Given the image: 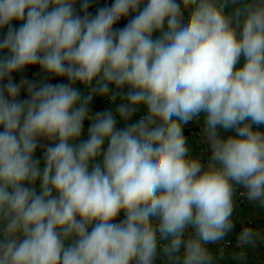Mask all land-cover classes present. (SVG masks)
Wrapping results in <instances>:
<instances>
[{"label": "clouds", "instance_id": "9594fccd", "mask_svg": "<svg viewBox=\"0 0 264 264\" xmlns=\"http://www.w3.org/2000/svg\"><path fill=\"white\" fill-rule=\"evenodd\" d=\"M76 2L0 0V264H219L237 197L264 209V0ZM29 66L67 83H15Z\"/></svg>", "mask_w": 264, "mask_h": 264}, {"label": "crops", "instance_id": "0c3cea01", "mask_svg": "<svg viewBox=\"0 0 264 264\" xmlns=\"http://www.w3.org/2000/svg\"><path fill=\"white\" fill-rule=\"evenodd\" d=\"M79 1L80 0H77L75 5L78 12H80V5H81V2ZM103 1L104 0H90V6L88 8V12L91 13L92 15H95L97 9L103 7L104 4ZM110 3L112 5L114 3V0H110ZM82 14L83 13H81V15ZM132 15L134 14H130L128 18H121V20L118 21L117 24L114 25V27L123 28L128 22V20L132 18ZM186 15L187 13H185V16ZM12 23L15 27H19L20 22L13 21ZM6 32H7V28L0 29V39L3 38ZM6 54L7 53H0V55H6ZM39 69H40L39 66H29L22 71L12 73V79L17 84H20L21 81H30L36 83L37 85L45 81L53 83L52 80H50V78L47 79L41 78L39 81H34L40 74L44 73L42 69L40 70ZM4 83H7V80H5ZM27 98H28L27 85H24L23 87H21L18 99L24 100ZM143 111L144 110L141 109V112L133 117L132 122L138 119L139 115L143 114ZM203 119L204 116L203 114H201L199 122H190L189 124H187V129L189 130V134L186 137L189 140L192 154L200 155L205 161H207L210 152L205 150V145L201 141L202 137L200 135ZM118 121L124 124L123 121L119 120V117H118ZM260 130L264 131V126H262ZM87 131L88 129L84 127V132L81 139L87 138ZM46 143H47L46 141L43 140L41 141V144H46ZM43 150L44 149L42 147H38L35 153V157L41 159V167H43V159H42ZM263 213H264V209L260 208L259 206H254L251 202L248 205H246L244 208H240L236 204V210L234 212L235 227L232 232L226 235L227 238H230L233 241V246L227 250L221 251L218 246L209 245L210 251H212V253L217 257H220L222 254L223 259L220 260H222L223 264H264V243H260L256 248H252L250 246L247 247L249 251V256H247L245 260L235 259L232 255L233 252L240 251V249L237 247V236L244 226H250L254 229L264 232V222L262 220ZM120 216L123 215L121 214ZM119 219L120 217H118V220ZM247 249H244V251Z\"/></svg>", "mask_w": 264, "mask_h": 264}, {"label": "trees", "instance_id": "16d2710c", "mask_svg": "<svg viewBox=\"0 0 264 264\" xmlns=\"http://www.w3.org/2000/svg\"><path fill=\"white\" fill-rule=\"evenodd\" d=\"M79 2L82 3L81 0ZM103 2H104L103 7H105V6H109L110 7L111 6L110 0H104ZM41 78H45V79L50 78V80H52V82L54 84H56V83H67L66 78L49 77L45 73L40 74L34 81H39ZM81 90L83 91L82 86H81ZM119 103H120L119 98L115 102H110L109 99L106 98V97L97 96V97H94V99H93V101H92V103L90 104L89 107H90V110H91L92 114H95L98 111V109L100 108V106H102V105H108L109 108H110V110L113 111V113H115V109H116V107H117V105ZM119 124L120 125H124L122 122H119ZM89 126H90V121H85L84 127L88 129ZM188 134H189V130L186 129L184 131V135L187 136ZM121 214L123 215V213H121Z\"/></svg>", "mask_w": 264, "mask_h": 264}, {"label": "built area", "instance_id": "2783aa9c", "mask_svg": "<svg viewBox=\"0 0 264 264\" xmlns=\"http://www.w3.org/2000/svg\"><path fill=\"white\" fill-rule=\"evenodd\" d=\"M104 110H110L109 106L108 105H102L100 106V108L98 109L97 112H100V111H104ZM118 127H123L124 125H120L118 123L117 125ZM187 129V125L184 126V130ZM250 202L245 198V197H237L236 199V204L240 207V208H244L246 205H248ZM262 220L264 222V213L262 214ZM225 241L227 242V246H222V245H215V246H218L219 249L221 251H224V250H227L229 248H231L233 246V241L230 239V238H227L225 236ZM247 249V247L245 248ZM246 252V257L249 256V251L248 249L245 250ZM157 264H159V260H157ZM219 264H223L222 260H219Z\"/></svg>", "mask_w": 264, "mask_h": 264}, {"label": "water", "instance_id": "95a60500", "mask_svg": "<svg viewBox=\"0 0 264 264\" xmlns=\"http://www.w3.org/2000/svg\"><path fill=\"white\" fill-rule=\"evenodd\" d=\"M120 219H123V216H120Z\"/></svg>", "mask_w": 264, "mask_h": 264}, {"label": "rangeland", "instance_id": "374dc122", "mask_svg": "<svg viewBox=\"0 0 264 264\" xmlns=\"http://www.w3.org/2000/svg\"><path fill=\"white\" fill-rule=\"evenodd\" d=\"M118 123H119V121H118Z\"/></svg>", "mask_w": 264, "mask_h": 264}]
</instances>
